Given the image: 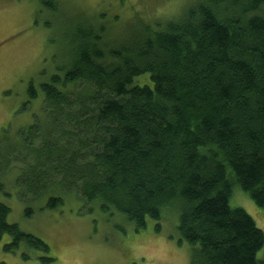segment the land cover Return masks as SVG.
Returning a JSON list of instances; mask_svg holds the SVG:
<instances>
[{
    "label": "trees",
    "instance_id": "16d2710c",
    "mask_svg": "<svg viewBox=\"0 0 264 264\" xmlns=\"http://www.w3.org/2000/svg\"><path fill=\"white\" fill-rule=\"evenodd\" d=\"M35 1L60 15L62 59L40 84L44 117L0 141V173L20 164L21 198L52 190L46 206L57 209L74 190L138 230L176 208L190 264H264V231L230 205L239 186L264 209V0H196L118 40L107 13ZM28 93L38 96L33 82ZM10 212L0 201L5 250L48 251Z\"/></svg>",
    "mask_w": 264,
    "mask_h": 264
},
{
    "label": "rangeland",
    "instance_id": "374dc122",
    "mask_svg": "<svg viewBox=\"0 0 264 264\" xmlns=\"http://www.w3.org/2000/svg\"><path fill=\"white\" fill-rule=\"evenodd\" d=\"M66 1L70 14L107 13L113 25L111 35L118 40L141 28L144 21L154 23L180 14L196 0ZM59 16L41 8L35 0H0V141L15 137L18 130L44 117L40 84L57 71L56 64L62 59L56 30ZM51 37L56 42H50ZM137 80L150 82L148 74ZM31 82L38 90L36 98L28 93ZM18 167L19 163H13L12 168L0 173L5 183L0 201L11 208L9 222L42 238L50 248L45 251L22 242L14 250H5L12 241V236L5 234L0 243V264L192 263V245L186 240L180 244L176 208L159 220L148 219L146 227L139 230L120 213L108 214L99 208L90 211L74 190L62 191L65 204L49 209L46 204L52 190L33 198L31 195L29 201L21 198L16 182ZM230 205L247 210L264 231V209L241 187L233 188ZM28 206L33 209L30 216L26 214ZM257 257L264 258V245Z\"/></svg>",
    "mask_w": 264,
    "mask_h": 264
}]
</instances>
